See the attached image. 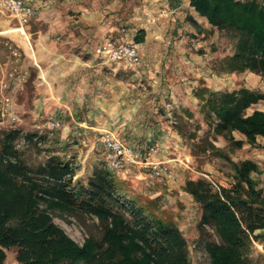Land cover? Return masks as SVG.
<instances>
[{
	"label": "trees",
	"instance_id": "obj_1",
	"mask_svg": "<svg viewBox=\"0 0 264 264\" xmlns=\"http://www.w3.org/2000/svg\"><path fill=\"white\" fill-rule=\"evenodd\" d=\"M169 2L178 6L181 0ZM188 5L208 25L202 29L187 14L185 20L196 34L203 30V37L218 34L231 49L218 62L217 71L264 77V0H188ZM196 34L191 37L197 39ZM144 35L138 29L133 42L142 43ZM193 94L206 127L200 140L211 150L229 160L208 136L222 137L230 151L244 144L264 149V111L251 109L264 102V92L202 86ZM19 139L34 147L48 140L20 128L0 130V264L8 249H15L17 264H189L187 243L176 224L147 210L125 179L94 165L85 183L73 184L71 160L52 153L31 166L17 149ZM230 165L227 183L187 179L182 190L200 207L198 225L211 226L218 237L204 243L209 263L251 264V243L264 230V188L252 177L258 172L254 161H230ZM78 213L97 220L99 238L87 237L79 245L53 221L54 216Z\"/></svg>",
	"mask_w": 264,
	"mask_h": 264
},
{
	"label": "rangeland",
	"instance_id": "obj_2",
	"mask_svg": "<svg viewBox=\"0 0 264 264\" xmlns=\"http://www.w3.org/2000/svg\"><path fill=\"white\" fill-rule=\"evenodd\" d=\"M93 1L91 0V2ZM104 5L106 11L108 9L113 10L112 15L106 14L101 20L94 23L90 22L91 24L86 26H74L72 24L75 19L81 16L82 12L85 14L94 13L95 10L101 9ZM138 5V0L96 1L92 8L86 9V11L82 9L81 13L71 10L62 12L63 9L59 11L54 5H49L43 10L40 9V12H45V20L40 19L34 24L37 32L32 36H24V40L30 42V55L38 53V49L35 51L36 44L31 46V43L33 44L35 40L44 37L52 43L53 48L64 47L71 54L75 53L85 60L94 61V47L99 37L96 34L98 27L105 26L107 28L102 36L104 39H110L116 43L133 41V36L141 22L137 18ZM115 9L118 11L117 14H115ZM66 18L69 20L66 21ZM63 23L68 24L62 31H58ZM100 34L102 35V31ZM5 40L3 39L2 42ZM205 47L207 48L206 59L209 71L207 82L209 89L231 91L244 87L264 92L263 76L251 72L234 74L217 71L218 62L231 51L222 37L216 34L212 43H207ZM21 53L22 55L19 58L21 60L25 59L23 64L20 60L15 62L7 49L0 44V84L2 80L9 83L7 91H2L0 88V94L9 97L10 101L7 113L0 117V130L20 128L24 132L33 131L39 135H45L48 140L38 147L26 144L23 139L17 141V149L22 151L25 162L31 166H36L42 163L49 154L56 153L72 161L75 169V175L72 179L73 184L77 182L85 183L94 165L106 167L101 150L97 145L99 134H97L96 128L94 129L96 125L91 119H88L85 113L87 110L85 108L86 104L77 100H60L58 102L54 95L50 97L48 107L46 104L44 105L47 110H42L43 117H32L29 101L25 97V93L29 91L27 88L31 84L34 87L35 84L36 89H33L34 100L32 102L34 106H32V109L36 110L37 107L43 105L38 100L42 97L41 86L49 87V85L46 84L43 77V67L38 64L33 56L31 57L27 53L24 54L22 50ZM203 58L204 56L200 55L196 56L195 60L201 61ZM13 68L26 72L24 81H20L18 78L8 80L7 73ZM137 68L136 70H138ZM33 73H38L39 76L35 77ZM140 74L142 73L139 72L137 75ZM179 75L184 76L183 73ZM184 78L186 79L180 80L182 83L185 82L181 87L183 90L188 91L192 88L191 83H195V78H188V76H184ZM31 80L33 83H30ZM200 85L196 86L195 89L202 87ZM134 86L137 88L136 84L129 87ZM143 86L153 98L156 97V99L151 97L152 102L154 101L153 103L156 104L154 107V109H157L156 118L161 119L160 122H163L165 128L168 129V135H171L167 141V152H162L160 147H157L156 152L157 156L163 155V158L158 161L164 162L168 166V170L159 180L131 177L124 182L127 183L134 195L147 205V210L164 220L176 224L187 243L189 264H210L208 254L204 249V243L218 241V237L211 226L200 227L198 225L200 207L190 195L182 190V186L187 179L196 178H204L214 185L217 183L225 184L231 180L232 176L230 161L238 162L248 159L258 165V172L253 173L252 177L259 181L260 186L264 188V149L244 144L240 149L230 151L227 142L222 137L213 138L208 136L209 143L228 156L229 160L225 159L219 153L211 150L206 142L200 140L206 134V127L199 112L198 100L181 102L176 97L175 91L172 92V86L169 88L165 86L168 92H172V98L161 100L158 88L155 89V87L152 88L150 85L143 84L138 88L141 92L145 91ZM152 90L153 92H151ZM49 94L51 95V93ZM192 96L194 97L193 93ZM253 108L264 111V102L256 104L251 109ZM185 111L190 113L189 117ZM143 118L146 117H137L134 124L142 122ZM47 119L59 121L60 126L51 131L45 129L42 131L35 130L34 126L36 124ZM234 136L240 138L238 134H234ZM148 148L149 146L146 150ZM146 150L144 151L146 152ZM134 171L137 170H133L132 176L135 175ZM53 221L79 245L87 237L99 238L101 235V227L97 220L85 214L58 215L53 217ZM257 233H260L261 236L252 241L249 256L251 264H264V230ZM15 255V249L5 250L4 264H17Z\"/></svg>",
	"mask_w": 264,
	"mask_h": 264
},
{
	"label": "crops",
	"instance_id": "obj_3",
	"mask_svg": "<svg viewBox=\"0 0 264 264\" xmlns=\"http://www.w3.org/2000/svg\"><path fill=\"white\" fill-rule=\"evenodd\" d=\"M24 1L34 8L31 23L20 29L13 16L0 11V41L6 39L4 42H8L20 54V57L22 50L24 54L33 56L38 64L43 67V77L49 87L41 86L42 97L38 100L43 105L37 107L36 110L32 109L35 84L34 87L31 84L27 88L29 91L25 93V97H27L29 108H31L30 115L35 118H42V110H47L44 105L46 104L48 107L50 97L54 95L58 102L60 100L84 102L87 109L85 113L88 119H91L96 125L94 129L96 128L97 134L103 129L109 130L122 141L133 146L137 156L148 155L154 160H161L163 155H149L146 148L155 146L160 147L162 152H167V141L171 135H168V129L165 128L163 122H160L161 119L156 118L157 109H154L156 104L151 100L153 97L144 86L145 91L141 92L138 89L139 86L147 84L152 88H158L161 100L172 98V92L175 91L176 97L181 102L196 101L195 97L192 96L196 86L200 84L204 87L209 86L207 82L209 76L206 59L207 48L205 45L212 43L216 34L203 37L204 30L200 34H196L195 28L185 20L187 14L191 15L202 29H208V25L203 18L197 17L189 8L188 0H181L178 6H172L169 0H138L137 18L141 22L137 30L143 29L145 32L144 41L138 44L141 56V64L138 68H132L122 63L107 62L97 56H95L94 61L85 60L75 53L71 54L64 47L53 48L52 43L44 37L35 40L33 44L31 43V46L37 45H35V51L38 49V53L30 55V42L24 39L37 32L34 24L38 20H45V12H40V9L43 10L49 5H54L59 11L63 9L62 12L71 10L81 13L84 9L86 11V9L92 8L96 1L102 2L104 0H94L93 2L91 0ZM105 8L104 5L101 9L90 14L82 12L81 16L75 19L72 24L74 26H86L90 25V22L94 23L101 20L106 14L112 15L113 10L108 9L106 11ZM116 10H114L115 14L118 12ZM65 20L68 21L69 19L66 18ZM67 24H61L58 31H62ZM106 30L105 26L97 28L96 34L99 37L94 49L104 41L110 40L102 37ZM101 31L102 35L100 34ZM191 33L199 37L197 39L192 38ZM200 55H203L204 58L201 61L195 60L196 56ZM19 60L22 64L25 61L24 58L23 60L19 58ZM139 72L142 74L137 75ZM182 73L188 78H195V83L190 82L192 88L188 90L189 92L181 87L185 82L182 83L180 80L186 79L179 75ZM33 74L35 77L39 76L38 73ZM131 83L136 84L137 88L135 86L130 88L129 86H133ZM158 85L162 86L159 87ZM165 86L167 88L172 86V92H168ZM137 117L146 118H143L142 122L134 124ZM163 148L165 149L163 150ZM135 170L137 171H134L135 175L132 177L143 178L145 170Z\"/></svg>",
	"mask_w": 264,
	"mask_h": 264
},
{
	"label": "built area",
	"instance_id": "obj_4",
	"mask_svg": "<svg viewBox=\"0 0 264 264\" xmlns=\"http://www.w3.org/2000/svg\"><path fill=\"white\" fill-rule=\"evenodd\" d=\"M0 11H3L13 16L20 29L28 25L34 16V8L26 3L24 0H0ZM14 61L19 60L20 54L8 43L0 41ZM94 55L107 62L122 63L126 66L137 67L141 64V56L139 53V45L133 41H126L115 43L111 40H106L94 49ZM26 72L19 71L13 68L7 73L8 80L18 78L24 81ZM2 91H7L9 83L2 80L0 84ZM9 97L1 96L0 99V117L4 116L8 111ZM60 126L59 121L47 119L42 123L34 126L35 130L42 131L54 130ZM97 145L101 150L106 167L118 178L129 179L132 177L133 170H145L144 178L161 179L167 170L168 166L158 160L149 158L148 155L144 157L137 156L136 150L133 146L125 143L120 138L115 136L109 130H101L97 140ZM157 147L151 146L148 148L149 155H155Z\"/></svg>",
	"mask_w": 264,
	"mask_h": 264
}]
</instances>
